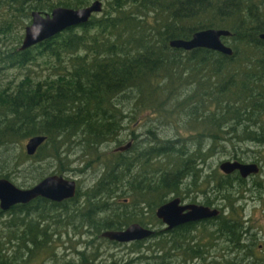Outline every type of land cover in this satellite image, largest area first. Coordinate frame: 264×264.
<instances>
[{"label":"trees","instance_id":"16d2710c","mask_svg":"<svg viewBox=\"0 0 264 264\" xmlns=\"http://www.w3.org/2000/svg\"><path fill=\"white\" fill-rule=\"evenodd\" d=\"M89 3L0 0L4 10L0 32L11 38L8 47L0 48V148L45 134L37 151L22 150L13 167L29 158L66 159L76 145L86 155L87 165L99 162L103 168L94 184L84 190L78 184V193L71 198L56 201L40 196L9 209L0 206V264H30L32 258L54 250L51 220L70 223L78 218L80 227L92 226L97 238L110 242L101 234L104 229L121 228L133 220L145 223L139 210L113 211L109 199L120 184L146 194L144 201L159 220L156 206L170 193L180 194L184 185L199 187L201 182L208 184L205 203L213 205L223 198V211L215 218L177 225L168 233L156 231L151 236L157 240L152 256L176 255L179 264H233V259L214 255L211 249H249L245 239L250 229L244 227L237 203L248 180L239 172L204 173L201 164L221 148L246 161L235 151L237 146L249 141L264 144V40L260 37L264 0H105L101 13L88 21L20 48L24 33L18 28L31 22L34 9L46 13L57 5ZM211 26L232 31L225 38L232 39L233 54L170 44L174 37L189 38ZM10 67L20 69L21 77H12L14 82L5 79ZM146 110L167 119L184 113L183 127L196 132L162 138L149 128L153 135L132 155L128 149L102 150L110 141L122 142V130L135 119L134 113ZM56 170L63 173L65 163ZM47 174H35L34 181ZM11 175V169L0 171V177ZM133 198L135 204L142 200ZM5 211L11 217L3 220ZM89 242L94 245L93 239ZM133 244L132 250L143 246L141 240ZM98 248L83 251L82 261L96 260ZM153 260L168 264L169 259ZM109 264L121 263L111 259Z\"/></svg>","mask_w":264,"mask_h":264},{"label":"rangeland","instance_id":"374dc122","mask_svg":"<svg viewBox=\"0 0 264 264\" xmlns=\"http://www.w3.org/2000/svg\"><path fill=\"white\" fill-rule=\"evenodd\" d=\"M92 1L94 0H90V3ZM102 1L104 7L105 0ZM102 10L94 13H101ZM3 12L4 10L0 8V19L3 16ZM25 27L23 26V28H21L20 26L18 31L21 30L25 34ZM23 38L24 35L22 40ZM225 40L229 43L232 39L225 38ZM10 41V37H6L0 32V48L8 47V45H10ZM36 68L39 67L36 66ZM7 73L8 74L5 77L7 80H13L12 77L15 76L17 79L21 77L20 69L17 67H10ZM128 97L129 95H125L123 96V99L129 106H132L133 102L131 100L128 101ZM134 114H136L135 119L131 120V122H129L122 130L121 139L123 141H110L102 146L103 151H107L108 153L113 149H116L117 146L125 144L130 140L131 137H134L135 140L137 139L136 146L128 151V154L132 155L134 151L145 146L149 140V137L153 135L152 132H149V128H153V130L156 132L155 134L162 138L176 136L178 133L187 137L196 132L194 130H187L185 127H183L187 120L185 117H182L184 113L181 114V117L168 119L160 117L153 111L150 112L147 110L141 112L137 111ZM27 140L28 137L22 142H15L8 145L7 147L0 148V171L1 169L5 168L11 169L13 175H11L10 179L19 186L27 187L32 185L35 182V177L42 171L48 172V174L59 173L56 169L63 163H65L66 170L59 174L76 178L77 183L80 185L82 190L94 184L103 172V168L99 162H93L92 164L87 165L88 160L86 159V155H83L80 147H77L76 145L74 146L72 152H69L70 154L66 159L63 158L62 160H56L49 158L46 160H36L34 158H29L19 166L13 167L16 164L17 155L22 150L27 152ZM235 151L243 155L246 158V161H255L254 159H258V162H260L262 165L260 172L251 174L248 177L246 185L247 189L243 191L244 196L239 201H237L238 205L241 206L240 212L242 213L241 217L244 219V227L250 229L249 236L245 239L249 245V249L241 250L240 252H231L227 249H220L219 246H217L216 248L213 247L211 249V253L214 255L222 254V256H225L226 258H231L234 260L233 264H264V144L253 143L252 141H249L237 146ZM67 153L68 152L65 151V154ZM247 154L255 155L248 156ZM229 158L233 159L235 157L231 154V152H225L222 148L217 149L201 164L204 168V173L210 172L212 174L220 175V173L223 172L220 168V163L224 159ZM132 175H134V169L132 171ZM260 183L263 185V189L260 188ZM236 186L238 187L239 185L237 184ZM207 189L208 184L205 182H201L199 187L194 184H191L189 187L184 185L182 193L177 194L172 192L167 196V199L174 195H179L186 201L205 203L208 193L206 192ZM133 194L134 192L130 185L124 186L120 184L119 191L116 193L115 197L109 199V201L112 203L113 211L121 212L123 209L132 210L131 200L133 199ZM213 196L214 194H211L210 197ZM215 204H217V206H224L225 201L223 198H220ZM139 206L143 207L146 218H153L152 211L150 209L146 210V202L141 201ZM225 211H228L227 207H225ZM143 213H141V215H143ZM99 215L103 216V213H99ZM9 217H11V214L7 211L1 215V219L3 220ZM63 219L65 221V215L63 216L62 220ZM153 219L155 220V218ZM90 227L91 229H88L87 225L80 227V225H78V218L70 223L51 220V229L54 230L52 236L54 239L53 244L55 245V249H49V254H43L38 258H32L35 260H32L33 262L30 264H65L68 260H71L72 264L81 262L82 257L84 256L83 251H86V253H91L94 249H96V247H99L98 250L100 252L96 257L97 259L92 261L95 263H109V260L117 259L118 263L120 260V263L122 264L134 255L144 253L146 255L152 256L154 253L152 249L155 247L154 243L157 241L155 236L146 239L143 242L141 250L137 251L132 250L134 244L131 242L112 243L109 240H101L102 238H97V234L93 232L94 228L92 226H89V228ZM4 229L7 228L4 226ZM2 232L3 230H0V234H2ZM193 233L196 234L195 231ZM91 239L94 240V245L89 242ZM158 253H160V251ZM50 255H52V257ZM173 258L176 259H169V261H172V263L174 261H176L178 264L180 263V259L176 255L173 256ZM147 261L155 263L153 259H135L133 264H146ZM190 262L193 264L195 261Z\"/></svg>","mask_w":264,"mask_h":264},{"label":"water","instance_id":"95a60500","mask_svg":"<svg viewBox=\"0 0 264 264\" xmlns=\"http://www.w3.org/2000/svg\"><path fill=\"white\" fill-rule=\"evenodd\" d=\"M103 8L102 0H94L90 4L81 7L57 5L50 12H42L39 9L32 11V20L25 27V34L20 48H27L42 41L63 29L84 23L90 19L94 12ZM232 33L226 27H205L193 32L191 37H174L170 44L175 47L192 49L195 47H207L221 51L225 54H233L234 48L225 41L224 37ZM264 40V31L260 33ZM46 139L45 134H34L28 137L26 151L34 154L38 147ZM132 140L116 147L117 150H125L130 147ZM223 172L229 173L238 169L243 176L256 173L260 169L257 161H243L238 158L224 159L220 163ZM76 178L59 173H51L43 176L30 186L17 185L9 177H0V206L9 209L17 203H27L36 197H47L52 200L62 201L75 196L77 192ZM221 212L217 206L201 202L181 203V197L175 196L162 203L157 208V215L167 222L168 227L182 224L188 221L200 220L216 216ZM155 230L146 227L139 222H133L125 228H108L102 231V235L118 241H131L142 239L153 234ZM73 264H109L81 261Z\"/></svg>","mask_w":264,"mask_h":264},{"label":"flooded vegetation","instance_id":"af4514ba","mask_svg":"<svg viewBox=\"0 0 264 264\" xmlns=\"http://www.w3.org/2000/svg\"><path fill=\"white\" fill-rule=\"evenodd\" d=\"M226 37V36H225ZM225 37H224V39H225ZM130 140H132V144L130 145V147L128 148V150H130V149H133V147H135L136 146V143H137V139L135 140V138L134 137H131L130 138ZM229 159H231V158H229ZM244 161V160H243ZM258 162V161H257ZM259 163V165H260V169H259V171L258 172H260L261 171V169H262V165H261V163L260 162H258ZM237 172H239L240 174H241V172L238 170V169H236V170H234V171H232V172H229V173H226V174H233V173H237ZM258 172H256V173H258ZM225 173V172H224ZM256 173H252V174H256ZM251 175V174H250ZM250 175H248V176H243L242 174H241V176L243 177V178H245V179H247L248 180V177L250 176ZM77 185H78V183H77ZM78 188V187H77ZM260 188L261 189H263V185L260 183ZM133 196H136L137 198H141L142 200L141 201H144V198H146L147 196H146V194H145V196H144V194L142 193V192H137V193H134L133 194ZM175 196H177V195H174V196H172V197H169L166 201H168V200H170L171 198H173V197H175ZM179 196V195H178ZM181 197V196H180ZM140 200H136L135 202H136V204L134 203V198L131 200V202H132V210H134V209H136V210H139V211H141L142 213L144 212L143 211V208L142 207H140L139 206V203L141 202ZM165 201V202H166ZM145 202V201H144ZM187 202H194V201H186V200H184L183 199V197H181V203H187ZM164 203V202H163ZM147 204V203H146ZM162 204V203H161ZM160 204V205H161ZM206 204V203H205ZM159 206V205H158ZM158 206L156 207V210H155V213H156V215H157V208H158ZM212 206H217V204H213ZM217 207H219L220 209H221V211H223L222 210V208H221V206H217ZM147 209H149V205L147 204V208H146V210ZM129 211H132L131 209H128ZM221 213V212H220ZM219 213V214H220ZM218 214V215H219ZM218 215H216V216H212V217H208V218H213V217H217ZM143 216H144V218H143V220L145 221V223H142V222H140V221H136V220H133V221H130L128 224H126V225H124L123 227H121V228H125L126 226H128L129 224H131V223H133V222H139V223H141L142 225H144V226H146V227H150V228H153L154 230H155V232L156 231H164V233H168L169 232V230H171V229H174L177 225H175V226H173V227H168V224H167V222H165V221H163V219L161 218V217H159L158 215H157V217H158V219L159 220H154V219H152V217H151V219H149V218H146V214H145V212L143 213ZM148 221V222H147ZM188 222H190V221H188ZM184 223H187V222H184ZM183 224V223H182ZM164 225V226H163ZM180 225V224H179ZM108 229V228H107ZM115 229H118V228H115ZM105 230V229H104ZM154 232V233H155ZM153 233V234H154ZM153 234H151V235H149V236H147V237H144V238H142V239H135V240H131V241H118V240H114V239H110V240H112L113 242L112 243H132L133 244V242H135V241H137V240H141L142 242H144L146 239H148V238H150ZM103 236V235H102ZM105 237V236H104ZM108 238V237H107ZM144 240V241H143ZM130 259H133V260H127L126 262H123L122 264H133L134 262H135V259H176V258H173V256H167V257H163V256H160L159 258H155V257H152V256H149V255H145V256H140L139 254L138 255H134V256H132V257H130ZM106 263H108V262H106ZM146 264H154V263H151V262H149V261H147V263ZM164 264V263H163ZM168 264H178L176 261H174L173 263H172V261H169L168 260Z\"/></svg>","mask_w":264,"mask_h":264},{"label":"bare ground","instance_id":"6f19581e","mask_svg":"<svg viewBox=\"0 0 264 264\" xmlns=\"http://www.w3.org/2000/svg\"><path fill=\"white\" fill-rule=\"evenodd\" d=\"M178 48V47H177ZM124 151V150H123ZM102 176V175H101ZM79 188V187H78ZM77 193H78V190H77ZM218 217V216H217ZM215 218V217H214ZM127 227V226H126Z\"/></svg>","mask_w":264,"mask_h":264}]
</instances>
